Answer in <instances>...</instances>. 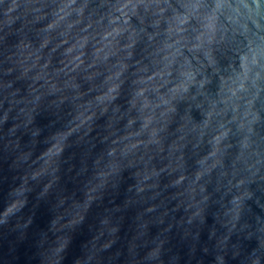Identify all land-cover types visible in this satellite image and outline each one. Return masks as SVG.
<instances>
[{"label":"clouds","instance_id":"obj_1","mask_svg":"<svg viewBox=\"0 0 264 264\" xmlns=\"http://www.w3.org/2000/svg\"><path fill=\"white\" fill-rule=\"evenodd\" d=\"M6 231L27 264H264V0H0Z\"/></svg>","mask_w":264,"mask_h":264},{"label":"water","instance_id":"obj_2","mask_svg":"<svg viewBox=\"0 0 264 264\" xmlns=\"http://www.w3.org/2000/svg\"><path fill=\"white\" fill-rule=\"evenodd\" d=\"M33 252L31 240L18 243L17 234L14 232L6 231L0 237V264H27Z\"/></svg>","mask_w":264,"mask_h":264}]
</instances>
